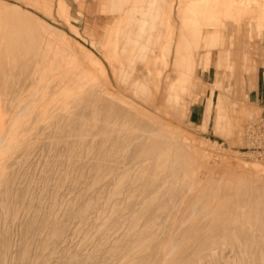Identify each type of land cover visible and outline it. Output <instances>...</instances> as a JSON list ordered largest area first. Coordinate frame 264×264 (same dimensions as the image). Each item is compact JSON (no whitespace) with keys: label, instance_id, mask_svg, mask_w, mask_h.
Here are the masks:
<instances>
[{"label":"rangeland","instance_id":"obj_1","mask_svg":"<svg viewBox=\"0 0 264 264\" xmlns=\"http://www.w3.org/2000/svg\"><path fill=\"white\" fill-rule=\"evenodd\" d=\"M0 1V264H264V0Z\"/></svg>","mask_w":264,"mask_h":264},{"label":"bare ground","instance_id":"obj_2","mask_svg":"<svg viewBox=\"0 0 264 264\" xmlns=\"http://www.w3.org/2000/svg\"><path fill=\"white\" fill-rule=\"evenodd\" d=\"M112 1V0H111ZM121 1V0H120ZM168 2H170L171 4H174V3H177L176 4V6H170L169 7V11L168 12H174L176 15H174L175 17H182V15L184 14V13H189V10L190 11H194V12H196V13H199V11H205L206 9L207 10H210V8H211V10H213V4L216 2V1H218V0H167ZM220 2L221 1H225V0H219ZM187 5H191L190 6V8L188 9V7H187ZM212 5V6H211ZM7 6V4L5 5V4H3V3H1V1H0V26H2V24L3 25H5V26H10L11 25V21H12V18H16V21H17V23L15 24V25H17V26H22V24L20 23L21 22V18H20V15H18V16H16L14 13H11L10 11H8V8L6 7ZM210 7V8H209ZM217 7V6H216ZM216 7H214V12H218V11H220V12H223V13H221V14H224V12L226 11L224 8H216ZM175 17H173V18H171L165 25H166V31H167V33H168V35H171L172 34V31H171V28L173 27V24H175ZM12 26H14V25H12ZM48 27V26H47ZM174 29V28H173ZM58 30L60 31V32H63L64 33V36L66 37H70V35H68L66 32H64L63 30H61V29H59L58 28ZM63 33H62V35H63ZM72 38V37H71ZM73 43L75 44V45H77L79 48H82L85 52H86V55H84V57L85 58H87V59H89V60H96L95 59V56H94V54H93V52L91 51V50H89V49H87L86 47H83L82 46V44L79 42V41H77L76 39H74L73 38ZM96 61H98V60H96ZM148 66V65H147ZM152 66H153V64H152ZM151 66V67H152ZM149 68H150V66H148ZM141 78V81L143 82L144 80H145V78L146 77H144V76H142V77H140ZM168 79H170L171 78V75L169 74L168 75V77H167ZM107 80V83L109 84V81H108V79H106ZM142 82H140L141 84H142ZM97 88V87H96ZM100 88V87H99ZM141 88L142 89H145V87L144 86H142L141 85ZM98 89V88H97ZM102 91H105V92H107L108 90L106 89V88H102ZM101 90H100V92H102ZM93 93H94V90H93ZM103 94H105V93H103ZM96 98V97H95ZM28 109H29V105H28V103L26 104H24V105H22V107H20L19 108V110H18V113H17V117L19 118V117H21L22 115H24V112L25 111H28ZM18 118L17 119H15V121H17L18 120ZM13 144H10L9 142H8V138H7V136L5 135V134H3V135H0V155H2L3 156V154L5 155V153L10 149V147H13L12 146ZM234 206V205H233ZM232 206V209L235 211L236 209H237V207H233ZM242 209V208H241ZM250 209V208H249ZM238 210V209H237ZM196 211V207L194 206L193 208H192V214H193V212H195ZM240 211V210H239ZM237 212V211H236ZM254 212H256V216L254 217V218H256V220H257V218H260V215H261V210H260V208L259 207H257V206H255V208H254ZM262 213L264 214V209L262 210ZM235 214V213H234ZM233 215V214H232ZM238 217H239V215H238ZM236 220H237V215L235 214V216L233 215V217H232V219H231V222H233V223H235L236 222ZM255 223V222H254ZM253 224V223H252ZM233 225V224H232ZM241 237V236H240ZM179 245V244H178ZM177 245V246H178ZM179 247V246H178ZM169 252H171V251H169ZM264 257V256H263ZM259 258V257H258ZM261 262H262V260H261ZM174 263V261L172 262V264Z\"/></svg>","mask_w":264,"mask_h":264},{"label":"crops","instance_id":"obj_3","mask_svg":"<svg viewBox=\"0 0 264 264\" xmlns=\"http://www.w3.org/2000/svg\"><path fill=\"white\" fill-rule=\"evenodd\" d=\"M93 2H94V0H84V9H87V8L90 9L91 3H93ZM254 94L256 96V100L258 102H262L264 104V90L261 89V87H260L259 79L256 81V90L254 91ZM186 110H187V106L185 109V114H186Z\"/></svg>","mask_w":264,"mask_h":264}]
</instances>
